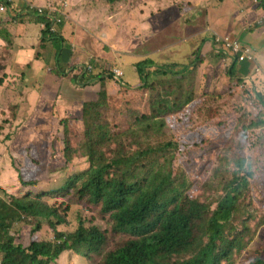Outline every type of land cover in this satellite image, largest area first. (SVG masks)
<instances>
[{"label":"trees","instance_id":"obj_1","mask_svg":"<svg viewBox=\"0 0 264 264\" xmlns=\"http://www.w3.org/2000/svg\"><path fill=\"white\" fill-rule=\"evenodd\" d=\"M251 1L264 13V0ZM12 3L6 5L8 10ZM31 12L37 15V11ZM61 16L48 12L36 17L44 26L40 45L50 41L66 47L53 69H47L60 88L67 73L59 59L67 51L72 53V43L63 37L65 28L59 31L64 24ZM95 63L92 61L94 71L83 73L72 87L77 92L70 91L75 94L72 104L78 101L82 105L76 112L82 130L72 121L74 116L58 119L62 168L67 172L61 186L36 194L28 189L20 197L9 196V201L0 197V264H59L66 253L78 258L79 264H244L238 263L239 258L264 226L262 93L252 95L255 108L238 125V137L216 156L208 157L199 170L186 171L170 155L174 144L162 141L163 130L167 126L182 128V139L196 148L218 136L207 120L196 124L191 116L202 108L193 107L200 99L191 86L188 68H165L145 60L137 64L141 85L132 88L113 75V68ZM225 66L228 78L234 77V66ZM17 78L27 80L24 74ZM93 81L100 86L98 92L88 85ZM239 82H234L235 90ZM32 85L36 97L26 98L24 104L46 109L43 94L48 92L43 91L52 92L54 85L42 90ZM8 109L14 120L26 117L19 114L17 103ZM19 155L23 164L14 166L19 183L33 187L45 164L34 144L22 145ZM78 157L89 168L70 174L67 165ZM48 195L49 201L44 199ZM82 207L92 210L95 220L79 216ZM29 220L34 227L24 245L11 228L18 223L29 225ZM46 224L53 239L40 234ZM261 243L245 264H264V237Z\"/></svg>","mask_w":264,"mask_h":264},{"label":"rangeland","instance_id":"obj_2","mask_svg":"<svg viewBox=\"0 0 264 264\" xmlns=\"http://www.w3.org/2000/svg\"><path fill=\"white\" fill-rule=\"evenodd\" d=\"M67 1H70V5ZM20 3L30 12L48 9L53 5L47 12L57 11V14L62 15L60 19L64 24L59 31L65 28L63 36L68 31L67 37L71 39L69 42L72 43L74 54L81 56L88 35L89 48L84 51V60L95 61L99 66L108 69L117 67L123 73L121 80L128 87H140L142 77L137 72V64L145 60L165 68H188L193 81L191 86L200 99L199 104H194L193 107L202 108L191 116L196 124L207 120L210 125L216 127L218 136L207 146L196 148L182 139V128L167 126L163 130L162 141L174 144V148H170V155L174 154L176 164L186 171L199 170L208 157L216 156L232 139L234 141L238 137V125L247 121L255 108L252 95L261 92L262 96L259 95L261 99L264 98V88L256 90L240 78L246 74L248 63H242L241 72L234 67V77L228 78L226 72L229 68L213 50L207 52L208 45L204 49L208 54L206 60L205 53L202 52L204 43L209 42L210 33L230 35L238 38L241 44L252 47L255 63L262 71L264 45L260 49L257 47L264 41V13L256 10L255 3L251 0H123L115 4H108L106 0H16L15 8L19 7ZM187 5L193 8L185 9L184 6ZM32 16L35 17L33 13ZM14 20L18 22V16ZM57 28L58 26L55 30ZM76 31L82 34L80 44L74 48ZM0 35H3V31ZM45 46L46 42L40 45L43 54L52 50L49 46L45 49ZM54 48L60 54L66 47L57 44ZM3 57L8 58L6 54ZM199 62L202 63L201 66ZM8 68L2 65L0 60V81H3L0 84V197L9 201L12 196L20 197L21 193L28 189L36 194L35 191L40 192L48 188L52 192L61 186L67 172L62 168L65 164L58 119L74 116L72 121H77L74 124L79 130H82L83 125L78 119L79 113L76 114L82 105L78 101L72 104L75 97L73 93L64 91L63 96L66 99H63L61 94L54 93L55 89L52 92L43 91L48 92L43 94L46 109H43V106H33L29 102L24 104L26 98L36 97L33 94L36 88L32 84L35 83L37 89H48L51 82H57L54 74L36 70L34 67L30 69L13 65L11 69ZM192 69L194 70L191 71ZM158 73L166 76L162 71ZM21 74H24L27 80L23 78L19 81L17 77ZM263 76L264 71L261 74V77ZM236 79L240 81L237 90L234 83ZM28 81L33 83L28 84ZM91 87L96 92L100 89L98 84ZM11 103H17L20 109L23 106L19 114L26 117L18 116V120H14L11 114H8ZM224 132H227V138L224 137ZM28 144L35 145L39 158L45 164V168L38 172L37 184L33 187L20 185L16 172V168L23 164L19 150L22 145ZM175 147H178L177 151ZM67 168L70 174H78L87 171L89 165L83 157H78L73 159ZM50 197L48 195L44 199L49 201ZM78 215L83 219L95 220L92 210L87 207H82ZM33 227L34 222L29 220V225H14L11 233L20 243L26 245ZM57 229L62 231L61 226ZM40 234L49 235L50 239L54 236L48 224L43 226ZM263 237L264 226L258 230L255 240L239 258L238 263L245 264L252 258L255 249L262 244ZM59 264H79V260L66 253L61 256Z\"/></svg>","mask_w":264,"mask_h":264},{"label":"crops","instance_id":"obj_3","mask_svg":"<svg viewBox=\"0 0 264 264\" xmlns=\"http://www.w3.org/2000/svg\"><path fill=\"white\" fill-rule=\"evenodd\" d=\"M69 5H70V1ZM16 0L12 3V6L10 10L7 12L0 14V32L3 31V36L6 35V37L0 36V60H2V65L9 67L8 69H11L13 65L17 67L22 66H29L34 67L36 70H43L47 71V69H53L54 65H56V57H58L57 49L54 48V45H56V42L51 43L50 41H47L45 49H48V46L52 48V50L48 51L45 54H42L40 51V43L43 31V24L40 20H38V15H35V17L32 16V12L29 11L28 8H26L24 5H21L23 3L19 4L20 6L15 8ZM28 3V1H27ZM18 16V22H16L14 19ZM68 31L64 34V38L66 41H69L67 37ZM80 34L82 32H77L75 38L73 40L74 48H77V46L80 44ZM211 36V33L208 35V37ZM230 36V35H229ZM49 42V43H48ZM205 42L202 48V52H204L205 59H207V52H211V45L210 43ZM90 44H92V41L90 39ZM209 46L207 49V52L204 51L206 46ZM264 45V41L261 43L260 47H257L260 49ZM89 48V36L86 35V39L83 44L82 48V54L81 56L75 55L74 51L69 55V52H65V54H62L59 61L62 62V68L66 70V77L63 78L64 82L60 84L59 82H51L54 87V93L56 95L61 94V97L63 99H66L63 96V92L67 91H74L77 92L78 89L74 90L72 87L74 85H77L76 83L80 82V79L82 78V75L85 74V67L86 64L88 65V62L84 60L85 53L84 51ZM98 52V50H96ZM5 52V53H4ZM40 53V54H39ZM6 54L8 58L3 57ZM204 63V62H203ZM6 64V65H5ZM242 63L236 64L234 67H237L238 72H241L242 70ZM262 65V71L259 68L258 64L256 63V66L260 69L259 72H254V67L249 65L247 68L246 74L243 76H240V78H243L246 80L248 77L251 79V83H249V86L254 87L256 90H260L264 88V76L261 77V74H263L264 71V65ZM60 66V65H59ZM117 68V67H116ZM49 69V70H50ZM83 71V72H82ZM84 73V74H83ZM19 77V75H18ZM84 81L83 79L81 80ZM214 81V78L212 80V83ZM90 87L93 86L92 83L88 84ZM96 85V84H94ZM68 100V99H67ZM70 101V100H68Z\"/></svg>","mask_w":264,"mask_h":264},{"label":"built area","instance_id":"obj_4","mask_svg":"<svg viewBox=\"0 0 264 264\" xmlns=\"http://www.w3.org/2000/svg\"><path fill=\"white\" fill-rule=\"evenodd\" d=\"M12 2H14V0H0V13L7 12L8 7L6 5ZM39 11L42 12L41 9ZM210 37H208V43H210L212 47L211 49L217 54V56H219V58L229 61L231 64L248 63L254 67L255 73L260 71L255 63V53L250 46L243 45L237 40V38L228 35L212 33ZM114 73L117 76L123 75L119 70H115ZM249 78L250 77H248L246 80L243 79V81L245 83H251V79ZM240 88H243V86H240Z\"/></svg>","mask_w":264,"mask_h":264},{"label":"clouds","instance_id":"obj_5","mask_svg":"<svg viewBox=\"0 0 264 264\" xmlns=\"http://www.w3.org/2000/svg\"><path fill=\"white\" fill-rule=\"evenodd\" d=\"M67 3L69 4V2L67 1ZM53 6V5H52ZM50 7V8H53V7ZM50 8H48V9H41L42 10V12H40L39 10H38V12H37V15H39V16H45V15H47L48 14V12L47 11H49L50 10ZM44 10H46V11H44ZM52 10V9H51ZM55 10V9H54ZM46 12H47V14H46ZM50 12H57V11H50ZM48 16H50V15H48ZM58 21H60V19H58ZM219 35H221V34H219ZM229 36V35H228ZM232 37V36H231ZM238 39V38H237ZM248 46H250V45H248ZM251 47V46H250ZM252 48V47H251ZM72 53H73V47H72ZM214 54H216L215 52H214ZM217 55V54H216ZM219 57V56H218ZM222 62H224V64L226 65V64H229V65H232L229 61H225V60H221ZM95 62V61H94ZM92 64V60H89V62H88V65L86 64V67H85V74H89L90 72H92V71H94V68H93V66L91 65ZM236 64H233V66H235ZM113 68V67H112ZM115 70H118L117 68H113L112 69V71H113V75L117 78V79H121V77L123 76H117L115 73H114V71ZM120 71V70H119ZM123 74V73H122ZM93 84L95 83V84H98L96 81H93L92 82ZM98 86H99V84H98ZM82 107V106H81ZM80 107V108H81Z\"/></svg>","mask_w":264,"mask_h":264}]
</instances>
